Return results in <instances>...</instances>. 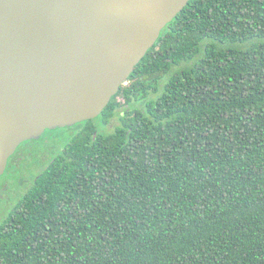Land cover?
<instances>
[{
    "label": "trees",
    "instance_id": "trees-1",
    "mask_svg": "<svg viewBox=\"0 0 264 264\" xmlns=\"http://www.w3.org/2000/svg\"><path fill=\"white\" fill-rule=\"evenodd\" d=\"M59 129L0 264H264V0H191L98 118Z\"/></svg>",
    "mask_w": 264,
    "mask_h": 264
},
{
    "label": "water",
    "instance_id": "water-1",
    "mask_svg": "<svg viewBox=\"0 0 264 264\" xmlns=\"http://www.w3.org/2000/svg\"><path fill=\"white\" fill-rule=\"evenodd\" d=\"M191 0H0V179L19 146L98 118Z\"/></svg>",
    "mask_w": 264,
    "mask_h": 264
},
{
    "label": "rangeland",
    "instance_id": "rangeland-1",
    "mask_svg": "<svg viewBox=\"0 0 264 264\" xmlns=\"http://www.w3.org/2000/svg\"><path fill=\"white\" fill-rule=\"evenodd\" d=\"M118 102L123 104V98L119 97ZM117 124L114 119L106 130L112 131ZM69 134V130H47L41 137L19 146L12 158L19 159L18 170L7 169L0 179V223L4 219L3 213L8 214L16 206L32 187L35 178L61 152Z\"/></svg>",
    "mask_w": 264,
    "mask_h": 264
},
{
    "label": "flooded vegetation",
    "instance_id": "flooded-vegetation-1",
    "mask_svg": "<svg viewBox=\"0 0 264 264\" xmlns=\"http://www.w3.org/2000/svg\"><path fill=\"white\" fill-rule=\"evenodd\" d=\"M67 128V127H66ZM62 129H65V128H62ZM16 153V152H15ZM12 158H13V156L9 159V161H8V166H7V169H11L12 171H17L18 170V168H19V159H15V160H12ZM12 160V161H11ZM6 169V170H7ZM35 180H36V178H35ZM15 208V207H14ZM14 208L7 214V212L6 213H3L4 214V216H3V221L4 220H6L10 215H11V213L14 211ZM2 214V215H3Z\"/></svg>",
    "mask_w": 264,
    "mask_h": 264
}]
</instances>
